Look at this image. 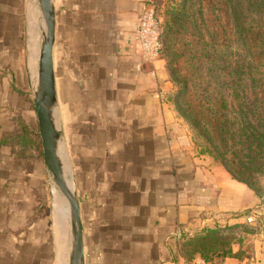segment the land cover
Returning <instances> with one entry per match:
<instances>
[{
  "label": "crops",
  "instance_id": "crops-1",
  "mask_svg": "<svg viewBox=\"0 0 264 264\" xmlns=\"http://www.w3.org/2000/svg\"><path fill=\"white\" fill-rule=\"evenodd\" d=\"M52 1L56 116L84 264H213L187 260L181 238L252 219L258 197L199 152L165 98L164 62L136 37L145 0ZM41 31L35 0H0V264L70 263L68 207L53 188L52 208L31 98ZM247 253L219 263L264 264V234Z\"/></svg>",
  "mask_w": 264,
  "mask_h": 264
},
{
  "label": "trees",
  "instance_id": "trees-1",
  "mask_svg": "<svg viewBox=\"0 0 264 264\" xmlns=\"http://www.w3.org/2000/svg\"><path fill=\"white\" fill-rule=\"evenodd\" d=\"M160 26L159 57L173 85L165 98L199 152L262 198L264 0H166ZM236 229L251 232L234 223L183 236L181 254L213 264L244 259Z\"/></svg>",
  "mask_w": 264,
  "mask_h": 264
},
{
  "label": "water",
  "instance_id": "water-1",
  "mask_svg": "<svg viewBox=\"0 0 264 264\" xmlns=\"http://www.w3.org/2000/svg\"><path fill=\"white\" fill-rule=\"evenodd\" d=\"M35 1L42 23V37L39 48L37 80L31 98L37 116L43 160L51 180L52 208L54 202L53 188L68 207L71 237L69 264H84L79 200L66 162L64 131L56 116L57 98L53 69L54 5L52 0ZM53 218L56 219L54 213Z\"/></svg>",
  "mask_w": 264,
  "mask_h": 264
},
{
  "label": "rangeland",
  "instance_id": "rangeland-1",
  "mask_svg": "<svg viewBox=\"0 0 264 264\" xmlns=\"http://www.w3.org/2000/svg\"><path fill=\"white\" fill-rule=\"evenodd\" d=\"M144 5H145V8H151L153 10L154 17L158 21L159 29H160V27H161L160 24H162V22L164 21V9H165V5H166V0H145ZM38 13H39V11H38ZM172 88H173V85H172ZM189 131H190V129H189ZM191 136H192V134H191ZM247 213L249 216L252 217V219H249L247 217L246 220L244 222H242L241 224H245L247 226V228H249V230H251V232H249V233L243 232L240 229L235 230V234H237L238 237L240 236V238L242 239L241 245L244 247V249H243L244 255H248L247 252H249V250L253 244L254 238L259 237L261 234H264V196L262 198L258 197L257 201L255 203H253L252 207L249 209V212H247ZM67 221L65 220V222L67 224L66 226H69V221L68 222ZM232 224H234V223H232ZM235 246H237V245H235Z\"/></svg>",
  "mask_w": 264,
  "mask_h": 264
},
{
  "label": "built area",
  "instance_id": "built-area-1",
  "mask_svg": "<svg viewBox=\"0 0 264 264\" xmlns=\"http://www.w3.org/2000/svg\"><path fill=\"white\" fill-rule=\"evenodd\" d=\"M159 33V24L154 17L153 10L151 8H144L136 25V37L139 40L142 53L148 59L159 57ZM218 264L229 263L221 262Z\"/></svg>",
  "mask_w": 264,
  "mask_h": 264
},
{
  "label": "bare ground",
  "instance_id": "bare-ground-1",
  "mask_svg": "<svg viewBox=\"0 0 264 264\" xmlns=\"http://www.w3.org/2000/svg\"><path fill=\"white\" fill-rule=\"evenodd\" d=\"M62 206V205H61ZM58 208V207H57ZM56 208V209H57ZM64 209H66V208H64ZM60 210H61V208H60ZM57 212V211H56ZM60 212H62V210L60 211ZM61 215V214H60ZM63 215V214H62ZM66 216V215H65ZM60 218H62V217H60ZM58 219V218H57ZM59 221V220H58ZM62 221V220H61ZM60 222V221H59ZM61 225V224H60Z\"/></svg>",
  "mask_w": 264,
  "mask_h": 264
}]
</instances>
